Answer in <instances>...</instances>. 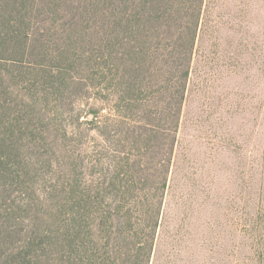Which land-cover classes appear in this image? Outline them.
<instances>
[{
    "label": "trees",
    "instance_id": "obj_1",
    "mask_svg": "<svg viewBox=\"0 0 264 264\" xmlns=\"http://www.w3.org/2000/svg\"><path fill=\"white\" fill-rule=\"evenodd\" d=\"M205 10L206 0H0V264L151 263L198 40L216 23ZM242 12L226 16L237 46L249 39ZM68 51L81 73L66 83L85 100L77 131L55 123L59 110L36 90L64 84ZM48 128L78 136L58 198L12 156L23 130L37 146ZM263 165L243 189L249 243L264 242Z\"/></svg>",
    "mask_w": 264,
    "mask_h": 264
},
{
    "label": "rangeland",
    "instance_id": "obj_2",
    "mask_svg": "<svg viewBox=\"0 0 264 264\" xmlns=\"http://www.w3.org/2000/svg\"><path fill=\"white\" fill-rule=\"evenodd\" d=\"M241 10L247 11L241 13L247 22L242 34L249 38L245 46H237L235 32L226 29L228 12ZM205 14L216 23L208 22L198 40L150 264H264V242H245L240 219L242 198L253 193L244 195L243 189L252 191L259 182L258 163L264 161V0H206ZM62 59L58 65L70 63L64 84L54 90L45 81L36 90L46 95L41 102L48 111L59 110L55 123L77 131L85 100L78 96V83L66 82L81 70L70 52ZM46 87L49 94L41 91ZM17 94L28 95L19 89ZM48 129L37 146L23 130L12 156L23 164L27 182L58 198L63 186L73 183L67 163L76 161L78 136Z\"/></svg>",
    "mask_w": 264,
    "mask_h": 264
}]
</instances>
